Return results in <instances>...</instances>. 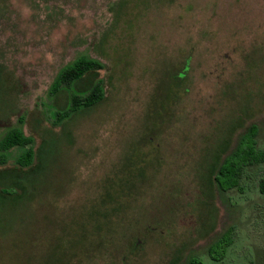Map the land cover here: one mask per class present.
Returning <instances> with one entry per match:
<instances>
[{
    "label": "rangeland",
    "instance_id": "obj_1",
    "mask_svg": "<svg viewBox=\"0 0 264 264\" xmlns=\"http://www.w3.org/2000/svg\"><path fill=\"white\" fill-rule=\"evenodd\" d=\"M80 54L104 68L72 90L105 97L56 126ZM19 117L36 157L0 167V264H264V164L212 181L250 125L264 151V0H0V136Z\"/></svg>",
    "mask_w": 264,
    "mask_h": 264
},
{
    "label": "trees",
    "instance_id": "obj_2",
    "mask_svg": "<svg viewBox=\"0 0 264 264\" xmlns=\"http://www.w3.org/2000/svg\"><path fill=\"white\" fill-rule=\"evenodd\" d=\"M99 59L80 54L74 61L59 70L49 91L50 96H57L64 90L69 92V105L63 110H56L53 115V124L59 126L77 113L96 107L105 97L103 80L98 79L92 87L83 93L72 90L73 85L84 79L90 73L103 69ZM180 78V75H177ZM18 126L8 128L0 136V167L9 163V155L13 149H21L15 158L14 165L19 170L30 168L36 157L34 140L26 136L21 125L23 120L18 118ZM257 128L250 125L237 139L233 149L223 160L218 163L213 173L212 181L219 192L230 189L241 190L240 182L245 170L256 168L264 164V151L256 146ZM257 192L264 195V176H260L256 184ZM0 193L7 194L6 189ZM10 199V198H9ZM231 244L230 232L226 231L218 240L212 243L207 254L210 260L217 262L223 257L226 249ZM185 264H201L198 260L190 259Z\"/></svg>",
    "mask_w": 264,
    "mask_h": 264
}]
</instances>
